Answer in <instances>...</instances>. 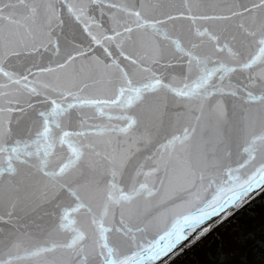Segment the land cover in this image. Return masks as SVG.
Wrapping results in <instances>:
<instances>
[{
    "label": "snow or ice",
    "instance_id": "1",
    "mask_svg": "<svg viewBox=\"0 0 264 264\" xmlns=\"http://www.w3.org/2000/svg\"><path fill=\"white\" fill-rule=\"evenodd\" d=\"M262 192L264 0H0V264H171Z\"/></svg>",
    "mask_w": 264,
    "mask_h": 264
},
{
    "label": "trees",
    "instance_id": "2",
    "mask_svg": "<svg viewBox=\"0 0 264 264\" xmlns=\"http://www.w3.org/2000/svg\"><path fill=\"white\" fill-rule=\"evenodd\" d=\"M171 264H264V192Z\"/></svg>",
    "mask_w": 264,
    "mask_h": 264
},
{
    "label": "water",
    "instance_id": "3",
    "mask_svg": "<svg viewBox=\"0 0 264 264\" xmlns=\"http://www.w3.org/2000/svg\"><path fill=\"white\" fill-rule=\"evenodd\" d=\"M253 195H254V193H253ZM235 213H236V212H235ZM221 215H223V213H221ZM229 217H231V216H229ZM229 217H228V218H229ZM217 218H218V217H213V220H214V219H217ZM228 218H227V219H228ZM227 219H226V220H227ZM224 221H225V220H224ZM224 221H223V222H224ZM223 222H222V223H223ZM208 223H212V220H209L207 223H205L204 225H202L201 228H198V229L196 230V232H193L190 236H188V238H187L186 240H184L183 243H181V244L179 245V248H184V246H185L186 244H188L191 240H193V239L196 237V235H197V234H198V233H199L204 227H207V226H208ZM214 229H215V228L210 229L208 233H210V232L213 231ZM208 233H206L205 235H207ZM205 235H204V236H205ZM204 236L200 237V239L203 238ZM200 239H199V240H200ZM199 240H196V242L199 241ZM196 242H195V243H196ZM192 245H193V244H192ZM192 245H191V246H192ZM191 246H190V247H191ZM179 248L174 249V251H178ZM188 248H189V247H185L184 250H183V252H184L186 249H188ZM169 255H171V253H169ZM167 260H168V258H167V256H166V257H164V259H163L162 261L159 262V264H166V261H167Z\"/></svg>",
    "mask_w": 264,
    "mask_h": 264
},
{
    "label": "bare ground",
    "instance_id": "4",
    "mask_svg": "<svg viewBox=\"0 0 264 264\" xmlns=\"http://www.w3.org/2000/svg\"><path fill=\"white\" fill-rule=\"evenodd\" d=\"M206 236V235H205Z\"/></svg>",
    "mask_w": 264,
    "mask_h": 264
},
{
    "label": "rangeland",
    "instance_id": "5",
    "mask_svg": "<svg viewBox=\"0 0 264 264\" xmlns=\"http://www.w3.org/2000/svg\"><path fill=\"white\" fill-rule=\"evenodd\" d=\"M258 197V196H257Z\"/></svg>",
    "mask_w": 264,
    "mask_h": 264
}]
</instances>
